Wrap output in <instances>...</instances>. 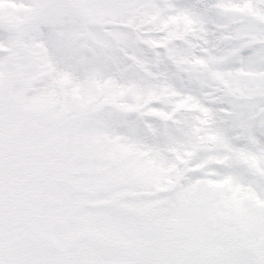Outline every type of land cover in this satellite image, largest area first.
<instances>
[{
    "label": "snow or ice",
    "instance_id": "obj_1",
    "mask_svg": "<svg viewBox=\"0 0 264 264\" xmlns=\"http://www.w3.org/2000/svg\"><path fill=\"white\" fill-rule=\"evenodd\" d=\"M0 264H264V0H0Z\"/></svg>",
    "mask_w": 264,
    "mask_h": 264
}]
</instances>
